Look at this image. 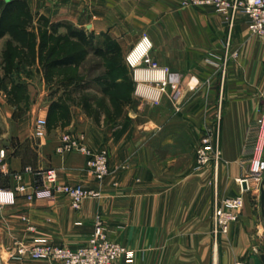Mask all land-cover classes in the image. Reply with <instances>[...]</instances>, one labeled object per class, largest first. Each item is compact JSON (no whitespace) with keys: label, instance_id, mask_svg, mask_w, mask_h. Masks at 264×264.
<instances>
[{"label":"crops","instance_id":"1","mask_svg":"<svg viewBox=\"0 0 264 264\" xmlns=\"http://www.w3.org/2000/svg\"><path fill=\"white\" fill-rule=\"evenodd\" d=\"M19 1L26 3L31 15L65 27L70 23L75 30L94 35L87 53L103 50L107 59L101 58L99 69L85 71L86 77L118 81L110 86V96H104V82L66 87L68 92L49 100L37 117L39 102L32 100L33 119L28 122L13 113L0 114V190L13 189L14 176L21 173L22 184L33 192L34 175L25 169L54 168L60 183L100 193L99 198L87 199L79 211L68 197L54 192L33 201L18 195L12 205L0 202V264H40L12 257L16 243L85 245L97 215L110 239L128 251L129 256L117 264H235L238 260L264 264V216L258 190L244 193L242 216L227 236L215 243L212 234L216 197L241 194L238 180L248 173L264 108V46L249 31L247 18L235 21L229 54L239 55L225 64L230 29L224 17L210 8H185L180 0ZM144 35L152 43L150 60L170 69L171 83L159 105L143 95L154 88L146 77L148 64L134 69L126 60ZM72 91L74 99L69 102L66 97ZM90 92L93 95L86 100L96 119L83 112L84 103L79 101ZM100 99L110 111L121 106L116 120L105 122L104 114L98 113ZM56 102L59 110H67L69 119L52 127L54 113L48 107ZM3 107L15 108L1 103ZM38 117H46L50 126L41 141L34 137ZM219 117L221 161L217 167L195 170L202 132L215 126ZM65 133L83 137L94 151L108 149L109 175L104 180L94 178L86 155L57 153Z\"/></svg>","mask_w":264,"mask_h":264},{"label":"built area","instance_id":"2","mask_svg":"<svg viewBox=\"0 0 264 264\" xmlns=\"http://www.w3.org/2000/svg\"><path fill=\"white\" fill-rule=\"evenodd\" d=\"M181 6L210 8L220 13L229 26V36L226 43L225 64L231 58H237L239 53L229 54L231 48V30L239 17H246L248 28L252 35L259 38L264 46V0H180ZM152 43L147 35H144L136 47L127 55V63L131 68L140 66L143 62L148 64L146 70L147 79L154 84L143 95L149 97L155 105H159L162 95L166 92L171 83L170 69L161 67L158 63L149 58ZM223 65V71L226 65ZM179 92L174 94V99L179 98ZM207 126L200 139L196 150L195 170L203 171L211 165L217 167L221 161L220 150V125ZM48 120L46 117H38L34 127V137L44 140L47 136ZM57 153L78 152L86 155L87 167L97 181L104 180L109 175V152L107 149L98 151L92 150L84 141L83 137L73 133H65L61 137ZM4 157V151L1 152ZM25 172L34 175L33 192L22 184L23 175L16 174L14 179L16 185L13 189L0 190V202L12 205L18 195H25L29 201L36 196L54 192L68 197L71 207L79 211L84 202L90 198H99L100 193L83 185H69L60 183V175L57 169L49 168L34 171L26 168ZM256 182V188L260 192L264 182V108L257 122V135L252 146L249 169L244 179L238 180L241 187V194L234 197H216L213 211L212 234L215 243H218L223 236H227L233 224L237 223L243 213L245 199L244 193L252 192L251 184ZM247 184L244 188V184ZM24 221L28 219L23 217ZM93 233L85 245L78 248L56 245L48 242H38L31 245L16 243L15 252L12 257L19 260L40 262V264H117L124 257L129 256L127 249L112 241L109 237V230L100 215L93 221ZM30 232L35 231L33 225L28 227ZM235 264H246L238 260Z\"/></svg>","mask_w":264,"mask_h":264},{"label":"rangeland","instance_id":"3","mask_svg":"<svg viewBox=\"0 0 264 264\" xmlns=\"http://www.w3.org/2000/svg\"><path fill=\"white\" fill-rule=\"evenodd\" d=\"M5 7V4L0 0V104L6 103L9 107L15 108L12 111L10 108L3 107L2 110L0 109V114L13 113L14 116L23 117L28 122L33 119L30 109L31 101L39 102V106L35 110V117H37L48 106L49 100L59 99L62 91L68 92V89H71L70 85H64L71 77H75V85L80 86L105 80L101 75L94 78L86 77L87 74L84 73L91 68L97 69V66L99 69L102 57L96 52L94 54L83 52L82 60L79 61L76 67L50 69L49 73L46 74L44 67L58 59L65 49L68 52L82 49L81 46L76 44V41L69 42L67 40L66 43L64 42V39L69 37L71 33L78 30H75L70 23H67L65 27L62 22H52L44 16L30 15L29 17L18 11V13L15 11L12 17L13 22L14 19L18 22V26H16V29L8 30L5 27L8 25L7 21L4 20L5 17H8L4 14ZM2 15L4 18L1 22ZM64 28H66V33ZM85 38V41L91 45L95 42L96 37L85 33ZM85 46L88 47L87 44ZM92 95V92L84 93L82 97H79V101L84 103L83 112L88 117L96 119L95 109L91 110L86 100L87 97ZM73 99L74 91L69 92L66 97L69 102H73ZM101 103V106H98V113L100 115L104 114L103 119L105 122L116 120V115L122 112L118 109L110 111V109L104 108L105 101H101ZM92 108L94 107L92 106ZM48 109L51 111V107H48ZM53 113L50 119V126L52 127H58L60 123H66L69 119L67 112H62L58 108L54 109ZM50 126L48 120V127ZM254 183L253 188L256 191L257 184ZM261 230L264 234V229ZM262 239L264 241V237Z\"/></svg>","mask_w":264,"mask_h":264},{"label":"trees","instance_id":"4","mask_svg":"<svg viewBox=\"0 0 264 264\" xmlns=\"http://www.w3.org/2000/svg\"><path fill=\"white\" fill-rule=\"evenodd\" d=\"M2 2L5 4V10H4V14L6 16H8L7 18L5 17L4 20L7 21V24L5 27L9 30H13V29H16V26H18V22L15 21L14 19V22H13V13L16 11H18L19 13H23V15H28L30 17V13L28 11V8H27V5L26 3L22 2V1H19V0H2ZM7 8V9H6ZM11 9V11H10ZM17 12V13H18ZM16 13V14H17ZM11 16V17H9ZM15 16V15H14ZM2 18L3 15L1 16V22H2ZM85 33L82 32V31H77V32H74V33H71L69 35V37H67L66 39H64V42L66 43L67 40L70 42L72 41H76V44L78 46H81L82 49L81 50H74V51H71V52H68L67 49H65L60 57L58 59H55L53 62L51 63H48V65H46L44 67L45 69V72L46 74L49 73V70L50 69H69L71 67H76L79 63V61L82 60V53H87V50H86V46L85 44L90 45V43L86 42L85 41ZM107 50V49H106ZM96 54H100L102 56V58H104L105 60L107 59V56H106V52H104L103 50H97L96 51ZM108 64H110V60L108 62ZM121 67V66H120ZM119 66L115 65V69L117 68H120ZM105 80L104 81H97V82H104V89H103V93H104V96L106 95H109L110 96V92L108 93L109 89H110V86L112 85H116V82L118 81V78H113V77H106L104 78ZM76 84V78L75 77H71L68 81H66V83H64V85H70V86H73ZM108 93V94H107ZM102 100V99H101ZM101 102H100V106H101ZM61 107L60 104H53L51 106V111L53 112L54 109ZM121 106L119 105L118 108H120ZM117 108V109H118ZM116 109V110H117ZM62 112H67V110H65L63 107H62ZM120 110V109H118Z\"/></svg>","mask_w":264,"mask_h":264},{"label":"water","instance_id":"5","mask_svg":"<svg viewBox=\"0 0 264 264\" xmlns=\"http://www.w3.org/2000/svg\"><path fill=\"white\" fill-rule=\"evenodd\" d=\"M247 184H244V188H246ZM260 202H261V206H262V214L264 216V182L263 185L261 187V195H260Z\"/></svg>","mask_w":264,"mask_h":264},{"label":"bare ground","instance_id":"6","mask_svg":"<svg viewBox=\"0 0 264 264\" xmlns=\"http://www.w3.org/2000/svg\"><path fill=\"white\" fill-rule=\"evenodd\" d=\"M143 76V75H142ZM141 78V77H140Z\"/></svg>","mask_w":264,"mask_h":264}]
</instances>
